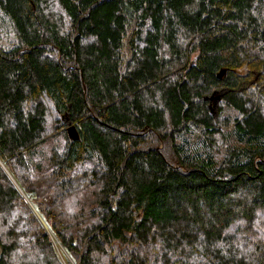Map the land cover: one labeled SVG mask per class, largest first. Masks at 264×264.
I'll use <instances>...</instances> for the list:
<instances>
[{
	"label": "trees",
	"instance_id": "16d2710c",
	"mask_svg": "<svg viewBox=\"0 0 264 264\" xmlns=\"http://www.w3.org/2000/svg\"><path fill=\"white\" fill-rule=\"evenodd\" d=\"M0 264H264V0H0Z\"/></svg>",
	"mask_w": 264,
	"mask_h": 264
},
{
	"label": "water",
	"instance_id": "95a60500",
	"mask_svg": "<svg viewBox=\"0 0 264 264\" xmlns=\"http://www.w3.org/2000/svg\"><path fill=\"white\" fill-rule=\"evenodd\" d=\"M215 94H218V93H217V92H214L213 95H215ZM206 99H207L209 102H210L211 100H214V101H215V99L218 101V100H219V97L217 96V97L214 98V97L211 95L210 97H207ZM215 102H216V101H215ZM215 102H214V103H215ZM211 112L213 113L212 108H211ZM63 120H64V122L67 124V135H68L69 139H70L71 141H76V140H78V139H79V135H78V133H77L75 127L72 126V125L70 124L69 117H68L67 115H63Z\"/></svg>",
	"mask_w": 264,
	"mask_h": 264
},
{
	"label": "rangeland",
	"instance_id": "374dc122",
	"mask_svg": "<svg viewBox=\"0 0 264 264\" xmlns=\"http://www.w3.org/2000/svg\"><path fill=\"white\" fill-rule=\"evenodd\" d=\"M216 101V102H215ZM215 101L214 100H211L210 101V105H211V108H213L212 109V111H213V115H214V112H215V114H216V112H217V108H218V106H217V104H218V101L215 99ZM215 102V103H214ZM64 121V120H63ZM65 125L67 126V124L65 123ZM67 129V128H66Z\"/></svg>",
	"mask_w": 264,
	"mask_h": 264
}]
</instances>
